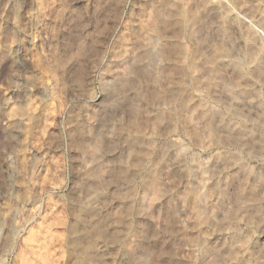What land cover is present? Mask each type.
Segmentation results:
<instances>
[{"label":"rangeland","instance_id":"1","mask_svg":"<svg viewBox=\"0 0 264 264\" xmlns=\"http://www.w3.org/2000/svg\"><path fill=\"white\" fill-rule=\"evenodd\" d=\"M10 1L0 264H264V0Z\"/></svg>","mask_w":264,"mask_h":264},{"label":"bare ground","instance_id":"2","mask_svg":"<svg viewBox=\"0 0 264 264\" xmlns=\"http://www.w3.org/2000/svg\"><path fill=\"white\" fill-rule=\"evenodd\" d=\"M10 10H13L14 8H15V6H16V1L15 0H11L10 1ZM232 19V18H231ZM7 20H8V22H13V17L11 16V14H9L8 15V18H7ZM11 39V38H10ZM9 42V41H8ZM9 48H10V53H9V57L10 58H15L16 57V55H17V51H16V45H15V43H14V41L11 39L10 40V42H9ZM9 50V49H8ZM252 59V58H251ZM264 67V66H263ZM264 70V69H263ZM256 72V71H255ZM231 92V91H230ZM45 108V107H44ZM43 109V108H42ZM42 112H44V111H42ZM39 165H41V164H39ZM34 173V172H33ZM22 212V211H21ZM23 213V212H22ZM21 214V213H20ZM24 215V214H23ZM22 215V216H23ZM49 235V234H48ZM62 239H58V244H59V247H60V245H62V241H61ZM30 251H31V254L32 253H34L36 250H35V248L34 247H31L30 248ZM36 254L37 253H39L38 251L37 252H35ZM30 254V253H29ZM32 256H29V255H27V254H22V256H21V261H20V264H35L36 262H33L32 261ZM236 258V257H235ZM42 260V262H43V259H41ZM38 262V261H37ZM40 263H41V261H39ZM38 264V263H37Z\"/></svg>","mask_w":264,"mask_h":264}]
</instances>
